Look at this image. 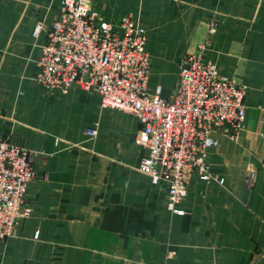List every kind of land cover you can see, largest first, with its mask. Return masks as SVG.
I'll use <instances>...</instances> for the list:
<instances>
[{
  "label": "crops",
  "instance_id": "obj_1",
  "mask_svg": "<svg viewBox=\"0 0 264 264\" xmlns=\"http://www.w3.org/2000/svg\"><path fill=\"white\" fill-rule=\"evenodd\" d=\"M91 1L103 21L131 14L146 31L148 92L160 87L163 96L218 17L204 60L247 87L244 129L235 142L212 135L218 146L206 165L223 183L194 172L184 215H171L165 190L140 170L147 152L133 143L136 118L101 108L96 91L77 85L49 98L34 80L59 0H0V139L26 150L34 169L31 216L0 243V264H264V0ZM169 57L170 85L150 91L154 68ZM95 126L89 140L84 132Z\"/></svg>",
  "mask_w": 264,
  "mask_h": 264
},
{
  "label": "built area",
  "instance_id": "obj_2",
  "mask_svg": "<svg viewBox=\"0 0 264 264\" xmlns=\"http://www.w3.org/2000/svg\"><path fill=\"white\" fill-rule=\"evenodd\" d=\"M218 25V17L212 16L205 41L182 59L168 96L160 87L148 92L147 33L136 18L125 14L113 23L103 21L92 11L91 0H59L58 15L36 62L34 80L49 98L77 85L87 93L96 91L101 108L137 119L133 143L147 152L140 170L153 186L165 190L171 215H184L179 205L194 172L202 181L223 183L206 165L208 151L218 146L212 135L235 142L244 129L247 87L220 75L215 61L204 60ZM42 28L38 21L34 39ZM84 134L95 139L96 126ZM28 158L26 150L0 139V243L31 216L25 193L34 169ZM244 182L246 189L254 187V170Z\"/></svg>",
  "mask_w": 264,
  "mask_h": 264
},
{
  "label": "rangeland",
  "instance_id": "obj_3",
  "mask_svg": "<svg viewBox=\"0 0 264 264\" xmlns=\"http://www.w3.org/2000/svg\"><path fill=\"white\" fill-rule=\"evenodd\" d=\"M174 58L164 59L162 65L156 66L149 81V90L151 91L158 85L169 86L172 80V73L175 71L176 63Z\"/></svg>",
  "mask_w": 264,
  "mask_h": 264
}]
</instances>
